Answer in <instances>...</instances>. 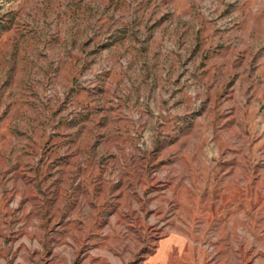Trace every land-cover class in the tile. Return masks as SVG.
<instances>
[{
	"label": "rangeland",
	"instance_id": "374dc122",
	"mask_svg": "<svg viewBox=\"0 0 264 264\" xmlns=\"http://www.w3.org/2000/svg\"><path fill=\"white\" fill-rule=\"evenodd\" d=\"M0 264H264V0H0Z\"/></svg>",
	"mask_w": 264,
	"mask_h": 264
}]
</instances>
